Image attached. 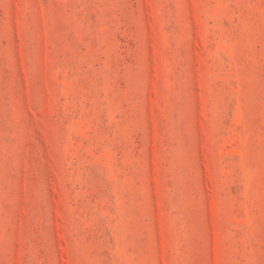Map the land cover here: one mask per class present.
<instances>
[{"label": "rangeland", "instance_id": "1", "mask_svg": "<svg viewBox=\"0 0 264 264\" xmlns=\"http://www.w3.org/2000/svg\"><path fill=\"white\" fill-rule=\"evenodd\" d=\"M0 264H264V0H0Z\"/></svg>", "mask_w": 264, "mask_h": 264}]
</instances>
